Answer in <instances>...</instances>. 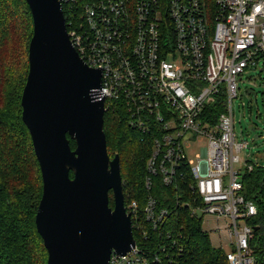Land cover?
I'll return each mask as SVG.
<instances>
[{"label": "built area", "instance_id": "1", "mask_svg": "<svg viewBox=\"0 0 264 264\" xmlns=\"http://www.w3.org/2000/svg\"><path fill=\"white\" fill-rule=\"evenodd\" d=\"M60 1L71 44L101 71L105 109L109 101L124 102L129 125L153 134L148 173L169 186L186 169L201 204L185 206L228 243L229 264H256L247 219L257 208L241 194L243 170L253 165L241 158L248 142L236 135L233 103L238 82L264 71V0ZM218 104L225 111L213 118L209 109ZM137 209L125 207L132 232L146 237ZM143 215L155 231L168 212L149 197ZM108 264L163 263L135 241L126 255L112 253Z\"/></svg>", "mask_w": 264, "mask_h": 264}, {"label": "water", "instance_id": "2", "mask_svg": "<svg viewBox=\"0 0 264 264\" xmlns=\"http://www.w3.org/2000/svg\"><path fill=\"white\" fill-rule=\"evenodd\" d=\"M25 2L33 34L21 108L42 177L36 230L47 264H108L112 253H129L135 240L121 162L107 152L101 71L71 44L60 0Z\"/></svg>", "mask_w": 264, "mask_h": 264}, {"label": "trees", "instance_id": "3", "mask_svg": "<svg viewBox=\"0 0 264 264\" xmlns=\"http://www.w3.org/2000/svg\"><path fill=\"white\" fill-rule=\"evenodd\" d=\"M89 1L78 0L77 3L81 5ZM66 7L63 5L65 16ZM17 23L23 25L25 34H29V46L33 23L27 3L25 0H0V59L9 30ZM73 24L76 25V20ZM27 74L28 55L23 77L13 86L12 92L3 95L0 108V264H47L48 258L35 225L42 196V177L20 107ZM224 111L222 104L209 109L213 118ZM130 120L131 113L124 102H107L104 114L106 146L109 157L113 159L118 156L122 164L124 206L136 204L137 215L144 225L143 229L148 232L143 237L142 230L134 231L136 243L163 264H229L226 251L213 246L202 220L185 206L186 203L192 207L201 204L190 187L193 184L190 173L186 169L180 171L175 182L169 186L163 183L162 175H150L146 163L152 153L153 134L132 128ZM70 146L75 149V142L70 140ZM149 177L150 189L146 185ZM241 181V194L245 202H251L257 208V214L247 219L253 228L250 248L256 264H264V167L253 165L250 172L244 169ZM14 185L18 188H14ZM149 197L156 201L158 209L168 212L165 225L155 231L145 224L143 215ZM109 207L113 208L111 191Z\"/></svg>", "mask_w": 264, "mask_h": 264}, {"label": "rangeland", "instance_id": "4", "mask_svg": "<svg viewBox=\"0 0 264 264\" xmlns=\"http://www.w3.org/2000/svg\"><path fill=\"white\" fill-rule=\"evenodd\" d=\"M22 28L23 25L19 23L11 26L7 42L2 50V59H0V108L3 105L1 102L3 101V95L6 96L12 92L13 86L19 82L26 71L27 37L29 34H25L26 31ZM251 76V80L244 79L238 82L240 88L239 98L234 100L233 103L235 132L239 141L248 142V147L241 154L243 161L248 160L255 166L264 167V82L260 79L264 76V71L259 72L258 69ZM248 90H251L250 94L245 93ZM30 173L31 171L26 176ZM14 188H18V186L14 185ZM210 221L211 219L208 220V222ZM202 226L209 233L213 246L221 243L218 241L217 235L210 231L207 218L203 220ZM221 246L225 251L230 249L225 240L222 241Z\"/></svg>", "mask_w": 264, "mask_h": 264}, {"label": "crops", "instance_id": "5", "mask_svg": "<svg viewBox=\"0 0 264 264\" xmlns=\"http://www.w3.org/2000/svg\"><path fill=\"white\" fill-rule=\"evenodd\" d=\"M212 230H213V228H212ZM214 232V231H213ZM215 233V232H214ZM217 234V233H216ZM224 238V237H223ZM218 239V238H217ZM217 246H221V244H218ZM222 247V246H221Z\"/></svg>", "mask_w": 264, "mask_h": 264}]
</instances>
